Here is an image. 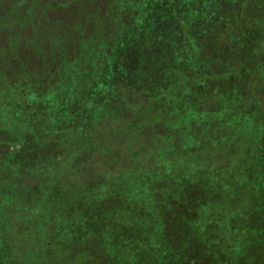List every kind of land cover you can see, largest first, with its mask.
<instances>
[{"label":"trees","instance_id":"trees-1","mask_svg":"<svg viewBox=\"0 0 264 264\" xmlns=\"http://www.w3.org/2000/svg\"><path fill=\"white\" fill-rule=\"evenodd\" d=\"M156 1L0 0V56L6 58L5 62L9 61L2 63L0 60V70L8 80L0 90V175H6L16 166L14 163L18 156L23 158L26 155L27 162L21 166L20 175L15 182L12 179L15 183L12 195L17 194L19 204H24L21 209H28L32 207L30 200L33 196L32 201L39 203L42 201L41 196L48 191L45 186L37 188L39 186L36 185L43 183H35L38 178H43L40 170L47 163L43 157L47 149L53 155L52 160L54 156V159H62L63 166L79 159H82L79 165L84 168L93 163L103 166L112 156H119L111 147L97 149L96 144L90 140L91 136L88 134L101 122L103 116L119 119L116 111L122 112L123 116L129 113L125 128H129V133L132 132L130 136H138L141 133L132 131L130 103H144L153 98H156V104L163 102L167 106L164 118H168V126L173 122L172 116L179 105H189V108L194 105L196 110H193V114L199 113L197 108L205 107L208 112L215 107L211 110L214 111L213 118L183 124V129L190 133V140L183 146L175 145L173 141H162L167 134L154 136L155 139L158 138L157 146H161L158 158L154 160L155 164L162 165L166 162L170 166L171 162V168L168 171L154 170L153 175H174L175 178H181L180 181L177 180L178 183L165 184L181 191L170 189L174 193L173 199H190L187 193L193 189L199 191V200L207 198L212 205L219 200L220 209H225L223 199H228L232 212L227 230L237 239L234 244H239L238 248L242 249L253 241L252 233L258 230L260 224L263 225L259 227L264 229V122L260 120L256 125L248 124L244 127V119L248 121L254 117V104H249L252 103L249 99L251 93L257 94L260 102H264V93L259 92L264 91V0H191L190 5L185 0H162L168 6L176 3L179 13L173 14L174 17L171 14H167V18L163 16L162 23H157L155 28L147 31L143 26L144 20H138V17L142 19L146 16ZM79 17L85 19L86 26L75 27ZM171 18L174 19V24L170 22ZM224 25L227 28H223ZM194 28L196 30L192 32ZM200 29L209 37L202 40ZM164 32L168 34L164 35ZM219 39L226 44L221 47L229 50L235 65L224 70L215 67L216 70L209 71L207 60L205 56L202 58L200 51L214 41V50L212 48L208 51L207 56L213 58L211 54L221 52V48L216 46ZM171 40L176 42L174 47L170 46ZM201 41H204L202 45ZM137 67L155 69L157 76L163 74L165 78V73L178 68L177 75L164 80L173 84L176 81L185 82L187 90L179 94L165 93V99L159 100L158 95L153 96L144 87L147 84L149 87L158 85L157 82L164 81L160 78L162 76L143 78L134 72H137ZM121 75L125 78L123 85L119 82ZM193 75L196 76L195 81ZM142 79H145L146 85ZM216 86L220 95L216 94L218 92L203 90L205 87ZM138 87L140 88L136 90ZM48 88L52 91L42 104L38 98ZM107 93H113L109 101L106 99ZM124 102L127 105L122 108ZM102 105L112 106L113 109L101 112L98 117L89 120V112L84 111V108L93 111L95 106ZM261 106L263 107L260 109L264 110V105ZM31 108L33 113L36 110L41 116H35L37 118L34 120L30 117L29 122H26L27 118H22L21 114H27ZM18 110L19 113L16 112ZM49 113L52 116L43 117ZM245 114L247 117H244ZM263 116L264 113L261 117ZM215 117L216 120H213ZM80 120L87 122L79 123ZM168 130L174 137L179 133L174 128L168 127ZM207 138L216 140L217 144L220 141V144L211 150L206 145ZM239 139H243V145ZM223 141L227 144H223ZM84 146L87 148L86 157L82 155L78 158ZM173 146L176 147V154H171L166 149ZM180 149L186 150L188 154L196 153V160L194 157L192 160L193 168L199 167L198 175L196 172L199 170L194 173L184 172L189 156L184 157L185 153H180ZM66 152L69 154L64 156ZM96 154H99L98 159L94 157ZM126 155L123 156L124 159L127 158ZM33 160L37 161V165L31 171L27 164ZM179 162H183L184 166L179 167ZM255 162L260 164L259 170H246L248 165ZM222 165L229 167V170L225 167L222 172ZM211 166L216 168L214 173ZM56 170H59L58 177L61 180L64 168ZM30 172L35 175L33 182L27 177ZM256 174L263 179L259 183L262 188L253 191L248 187L245 177ZM97 175V179L103 182L104 179L108 181L115 178L114 174L109 173ZM95 177L94 173L84 174L89 183ZM202 177L207 181V192ZM240 179L243 180L241 186L236 184ZM198 182H201L202 187H196ZM223 182L227 187L226 193L220 189ZM245 190L252 191L247 201ZM227 193L231 194L228 195L229 198L224 197ZM109 195L119 196L115 191ZM17 207L5 205L0 209V231L5 251L23 253L25 258H20L18 264H34L31 262L33 259L39 264L37 252L32 247L34 244L35 248L41 247L43 236L37 234L39 230L36 226L33 227L35 233H28L25 229L27 224H24L29 221L27 215H24L26 211L17 214ZM215 217L219 220L221 215ZM50 219L54 223V229H57L55 210L43 217L36 216L34 220L43 224ZM233 219L237 221L235 225L231 224ZM20 220L22 225L18 222ZM42 227L43 230L48 228L47 225ZM187 229L188 227L182 226L181 232ZM200 236L201 234L198 235ZM184 240L190 241L186 245L184 243L188 254V246L192 241L186 237ZM205 245L212 249L210 241L205 242ZM27 250H30L29 256L25 254ZM229 254V258H235L234 254ZM188 256L194 260L192 254Z\"/></svg>","mask_w":264,"mask_h":264},{"label":"rangeland","instance_id":"rangeland-1","mask_svg":"<svg viewBox=\"0 0 264 264\" xmlns=\"http://www.w3.org/2000/svg\"><path fill=\"white\" fill-rule=\"evenodd\" d=\"M185 1L186 4L189 3L190 5L191 0ZM226 8L227 7H225V9ZM177 13L179 12L177 11L176 3L168 6L166 2L157 0L152 4L151 10L147 15L143 16L142 19L138 17V20H144L143 26L149 31L155 28L157 23H162L164 17L167 18V14H171L172 17H174L173 14ZM170 22L174 24V19L171 18ZM75 24H77L75 27L86 26L85 19H81L80 17ZM184 27L186 28V26ZM165 28L166 26H164L163 29ZM223 28L227 27L224 25ZM195 30L196 28H194L192 32H195ZM202 30L203 29H200V38L203 40V38L209 36L208 34L206 35L204 31L203 33ZM167 34V32H164V35ZM203 42L201 41V45ZM175 43L171 40L170 46L174 47L173 44ZM213 43L214 41L210 42L209 45L206 46L207 48H203L200 51L202 58L205 56L204 58L207 60V69L209 71L216 70V68L224 70L227 67L231 68L235 65L233 57L229 54V50L221 47V45H226L222 40L218 41L216 44L217 47L221 48V52L211 54V56H214L213 58L207 57L208 51L212 50V48L214 50V47H212ZM16 59L18 60V56H16ZM0 60L2 63L9 62H5L6 58H2V56H0ZM82 67L85 66L82 65ZM85 68H82V70ZM134 72L138 75L140 74L143 78L154 75V77L162 76L160 78L164 80L169 77L171 78L172 75H177L178 68L173 71L169 70V72L165 73L167 74L166 78L163 74L157 76L155 69L145 70L137 67V72L135 70ZM69 73L73 75L72 72L69 71ZM193 76V80L195 81L196 76ZM124 79L125 78L121 75L119 78V82L122 83L121 85H123ZM6 81H8L7 76L0 70V90ZM142 82L144 83L145 79H142ZM157 84L158 85L150 87L147 84L144 88L150 90L153 96L158 95L157 99L159 100L165 99V93L168 95L183 93L188 87L185 82L180 81H176L173 84V82L164 80L160 81V83L157 82ZM139 88L140 87L135 89L138 90ZM203 90L212 93L218 92L216 94L220 95L217 86L205 87ZM51 91L52 89L48 88L46 93L38 98L42 104H44L43 102L45 99L50 96ZM259 92L261 94L264 93L262 90H259ZM119 94L122 93L119 92ZM224 94L226 95V93ZM112 97L113 93L106 94L107 101L112 99ZM153 99H148L144 103H136L133 105L130 103V122L133 124L134 129L132 131H135L134 133L137 134L141 133L138 136L136 135L137 137L130 136L132 132L129 133L130 130L129 132L127 130L129 128H125V126H127L126 123H128L127 116H129V113L123 116V113L120 111H116L117 117L120 120L116 117L105 115L101 118V122L94 126L88 134L91 136L90 140L96 144L97 149L99 148L101 150L107 146L111 147L119 154V156H112L103 166L93 163L90 166H88V164L85 165L84 168L79 165L82 159L63 166V164H61L62 159H54V156L52 160L53 155L50 154V150L47 149L43 153V157L46 158L47 163L45 166L43 165V168L40 170L43 178H38L35 183H43L41 185H36L39 186L37 188L45 186L48 188V191L44 193V196H41L42 201L39 203L32 201L34 198L33 196L32 200H30L32 207L30 206L28 209H21L24 204L22 202L19 204L20 198L17 194L12 195L13 190H15L14 182L20 175L19 170H21V166L27 162L26 155H24L23 158L18 156L16 163H14L16 166H13V169H10V172L6 173V175H0V209H3L5 205L13 207L19 205V212L17 209L16 213L22 214L26 211L24 215H27L29 221H25L24 224H27L25 229L28 233H35L36 231L34 232L33 227L36 226V229L39 230L37 234L43 236L40 242L42 246H37L35 248L36 245L34 244L32 247L37 252L39 264H264V238H262L264 236V229L262 230L259 227L263 224H260L258 230L252 233L254 239L251 241L250 245L242 248V250L238 248L239 244H234V240L237 241V239L235 236L232 237L233 233L230 234L227 230L228 219L232 212L230 208L231 203L228 199H223V203L226 204L225 209L219 208V200L215 203L213 202L214 205H212V202L207 198L206 200H199V195H197L199 191L197 189L189 190L187 196L190 199H173L172 196H174V193L170 189L176 192L181 191L176 190V187L171 188L172 186H167L165 184L171 185L172 182L178 183L181 178H175L173 177L174 175L167 177H157L153 175L154 170L155 172L157 169L168 171L171 168V162H169L170 166L167 165L166 162L162 165L155 164L154 160L158 158L161 146H157L158 144L156 141L158 138L155 139L154 136H159V134L164 136L167 134V137H163L164 140L162 141H173L175 145L183 146L190 140V133L183 129V124H186V122L201 121L205 118H213L214 111L211 110H214L215 107L210 108L208 112H206L205 107L197 108V112L199 113L193 114V110L195 109L194 105H191V108L188 107L189 105H179V109H176L174 105L175 107H173L176 109L174 112L175 115H173L174 117L172 116L173 122L168 126L166 125L168 118H164L167 112L166 104L161 101L156 104V98ZM249 99L252 101V103L249 104H254V117L253 119L250 118L248 121L244 119V127H246V125L248 126V124L249 126L253 124L256 125L260 120L264 122V116L263 118L261 117L264 110L260 109V107H263L261 105H264V102H260V97L253 93H251ZM262 99L264 100V96ZM126 105L127 102H124L122 108ZM112 109V106L102 105L98 107L95 106V108L92 109L93 111L88 108H84V111L89 112V120H91L92 118L98 117L101 112H105L106 110L112 111ZM34 111L35 113H33L31 108L27 114L25 112L22 113L21 116L24 119L27 118L25 120L26 122H29L30 117L34 120L37 118L35 116H41L39 112L36 110ZM16 112L19 113V110ZM49 116H52V113L46 116L44 115L43 117ZM244 117H247V115L245 114ZM213 120H216V117ZM81 122L86 123L87 121L80 120L79 123ZM168 127L169 129H177L179 133L174 137L172 134L168 133ZM255 136L256 135L253 136L254 139ZM242 141L243 139H239V142L243 145L244 143ZM58 143L59 141L57 144ZM219 144L220 141L217 144L214 139H206V145L211 150H213L212 148L214 146ZM223 144H227V142L223 141ZM156 148L157 151H155ZM173 148L169 147L166 149L168 152H171V154H176V147L173 146ZM180 151V153H185L184 157L185 155L189 156L186 160L184 172L194 173L199 170V167L198 169L193 168L192 159L194 157L196 160V153L190 152V155L184 149H180ZM86 152L87 148L84 146L78 158L82 155L86 157ZM67 154H69V152H66L64 156ZM121 154H124L123 156L127 154V158L124 159ZM94 157H99V154H96ZM178 161L177 159L176 162ZM36 162V160H33L29 161L27 164V166L31 168V171L36 167ZM178 165L182 167L184 163L179 162ZM259 166L260 164L257 162L251 163L246 167V170H259ZM222 167V172H224L225 167L227 171L229 170L227 166L224 167V165H222ZM57 168H64L60 176L61 180L58 177L59 170L55 171ZM211 171L214 173L216 168L211 166ZM89 172L96 175L90 183L84 178V174ZM199 172L200 170L196 172L197 175ZM97 173L99 175L106 173L114 174L115 178L114 180L108 181L104 179L105 182H103V180L97 179ZM10 177L11 179H7ZM27 177L33 182L35 175L30 172ZM188 177H190V174H188ZM254 177L256 178L254 179ZM245 178L251 190L253 189V191H256L262 188V185L259 183L263 179L259 178L257 174L246 176ZM201 179H203L207 192V181L204 177ZM141 180H143V182H139ZM242 181L243 180L240 179L236 184L241 186ZM196 187H202L201 182H198ZM220 189L221 192L226 193L227 187L225 182H223L222 188ZM113 191L117 192L119 196H110L109 193H113ZM245 191V198L247 201L250 199L252 191ZM204 193L203 190V195ZM228 195L231 194L227 193L224 197L229 198ZM51 210H55L57 216V229H54V223L51 221L52 219L44 221L43 224L34 220L36 216L43 217L48 215ZM69 211L73 213H68ZM218 214L221 215L219 220L215 217V215ZM18 222L22 225L21 220ZM235 223H237L235 219L231 220V224L235 225ZM28 224L31 225V228ZM1 225L0 222V230ZM42 225H47L48 228L43 230ZM182 226L188 227L187 231L181 232ZM200 234L202 239L198 237ZM256 235L260 236V238H257ZM185 237L187 240L192 241V244L188 246V254H192L194 260L191 256H188L184 247V243L185 245L190 243V241L186 242L184 240ZM209 241L212 244V249H209L205 245V242L207 243ZM4 246L5 243L0 231V264H18L20 258H25L23 253L5 251ZM28 253H30V250H27L25 254L29 256ZM229 253L234 254L236 259L229 258ZM31 262L34 264L37 263L35 259L31 260Z\"/></svg>","mask_w":264,"mask_h":264},{"label":"flooded vegetation","instance_id":"flooded-vegetation-1","mask_svg":"<svg viewBox=\"0 0 264 264\" xmlns=\"http://www.w3.org/2000/svg\"><path fill=\"white\" fill-rule=\"evenodd\" d=\"M83 258V257H82ZM82 258H81V260H82ZM85 262H86V260H85ZM81 264V263H80Z\"/></svg>","mask_w":264,"mask_h":264}]
</instances>
